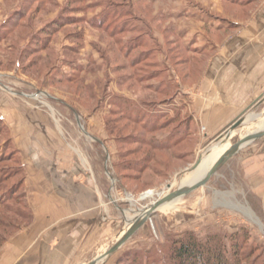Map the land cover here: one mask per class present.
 <instances>
[{"label": "rangeland", "instance_id": "1", "mask_svg": "<svg viewBox=\"0 0 264 264\" xmlns=\"http://www.w3.org/2000/svg\"><path fill=\"white\" fill-rule=\"evenodd\" d=\"M261 6L264 0H0V99L8 102L0 111V248L35 219L7 123L43 118L63 137L64 166L96 188L94 230L115 226L74 264L117 244L155 200L194 175L187 170L208 150L224 153L248 134L205 186L175 209L160 206L99 264H171L174 243L189 234L217 242L229 260L237 252L240 264H264V175L248 172L243 160L264 159V97L244 115L261 114L256 120L200 142L180 83L195 82L221 41Z\"/></svg>", "mask_w": 264, "mask_h": 264}, {"label": "crops", "instance_id": "2", "mask_svg": "<svg viewBox=\"0 0 264 264\" xmlns=\"http://www.w3.org/2000/svg\"><path fill=\"white\" fill-rule=\"evenodd\" d=\"M240 23V29L224 38L208 58L195 82L180 81L200 142L228 134L264 97V6ZM7 105V100L0 99V111ZM7 125L24 160L35 219L28 232L17 234L0 248V264H74L82 250L79 261H84L96 242L115 230V226L106 233L94 230L101 221L95 186L78 182L76 169L64 166L70 160L63 154L69 151L47 120L21 118ZM261 158H243L248 172L264 175Z\"/></svg>", "mask_w": 264, "mask_h": 264}, {"label": "water", "instance_id": "3", "mask_svg": "<svg viewBox=\"0 0 264 264\" xmlns=\"http://www.w3.org/2000/svg\"><path fill=\"white\" fill-rule=\"evenodd\" d=\"M260 116H261V114H255V115H249L247 118H245V117L244 118H241L238 122H236L234 124L233 127L234 128H237L239 126H245L249 122H251L253 120H256ZM249 136L250 135L245 136L244 139H246ZM244 139H240L238 142H236L233 145H231L229 147V149L225 152V154L222 156V158L219 160V163L210 172H208L206 175H204L200 179H198L196 181H193V182H191L189 184H184L183 185V184L180 183L177 188H175L174 190H171V191L165 193L162 197H159L157 200H155L151 204V206L145 210V213L142 216V218L139 219L138 221H136V223L133 226V228H131L120 239V241L117 244H115L107 252H105V253L101 254L100 256L96 257L95 259H93L88 264H99V263L105 261L107 258H109L110 256H112L113 254H115L117 251H119L127 243V241H129L136 234V232L141 227H143L149 219H151V216L159 209V207L162 206V204L165 203L167 200H169L171 197H173V196H175L177 194L191 192V191L197 190V189L205 186L210 181V179L214 175H216L218 173V171L225 164H227L228 161L232 157H234L239 152L240 145L244 141ZM200 162H201V159L197 160V162L195 163V165L192 168H190L189 170H187V171L192 172L193 170H195L197 168V166L200 164Z\"/></svg>", "mask_w": 264, "mask_h": 264}, {"label": "trees", "instance_id": "4", "mask_svg": "<svg viewBox=\"0 0 264 264\" xmlns=\"http://www.w3.org/2000/svg\"><path fill=\"white\" fill-rule=\"evenodd\" d=\"M15 149L19 153L18 148ZM216 244L217 242L213 240H210L209 244H202L196 236L189 234L174 243L171 250V264H240L236 257L237 252L234 253V260H229L224 250Z\"/></svg>", "mask_w": 264, "mask_h": 264}, {"label": "bare ground", "instance_id": "5", "mask_svg": "<svg viewBox=\"0 0 264 264\" xmlns=\"http://www.w3.org/2000/svg\"><path fill=\"white\" fill-rule=\"evenodd\" d=\"M264 124V121L262 122V124H261V126ZM264 129V126L262 127V129L261 130H263ZM262 133H263V131H259L256 135H255V137H254V139L255 138H258L259 136H261L262 135ZM251 134V133H250ZM249 135V134H248ZM248 139V138H247ZM250 140H246V141H243L242 143H241V145H240V148L241 147H243L245 144H247L248 142H249ZM211 150H208L206 153H207V156L205 157V159H203V157H202V160H201V162H200V164L197 166V168L192 172L194 175H191V176H188L187 178H185V180H184V183H183V185L184 184H189L190 182H193V181H196V180H198V179H200V178H194L198 173H199V171L200 172H203V171H205L206 169H207V167H208V165H209V163L211 162V161H214V160H216V159H218L217 160V162L212 166V168L208 171V172H210L218 163H219V160L222 158V156L225 154V152L224 153H221V152H218L217 153V151L216 152H212V153H208V152H210ZM189 192H187V193H182V194H177V195H175V196H173V197H171L169 200H167L165 203H163L162 204V206L160 207V208H168V209H175V208H177V204L180 202V197H182V196H185L186 194H188Z\"/></svg>", "mask_w": 264, "mask_h": 264}]
</instances>
